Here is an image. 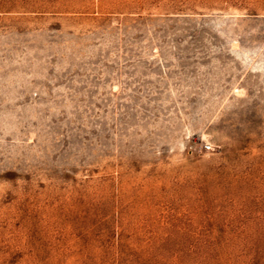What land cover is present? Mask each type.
<instances>
[{
	"label": "rangeland",
	"instance_id": "obj_1",
	"mask_svg": "<svg viewBox=\"0 0 264 264\" xmlns=\"http://www.w3.org/2000/svg\"><path fill=\"white\" fill-rule=\"evenodd\" d=\"M0 264H264V0H0Z\"/></svg>",
	"mask_w": 264,
	"mask_h": 264
}]
</instances>
